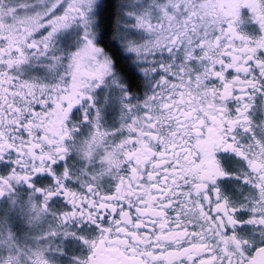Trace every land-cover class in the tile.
<instances>
[{
	"label": "snow or ice",
	"instance_id": "1",
	"mask_svg": "<svg viewBox=\"0 0 264 264\" xmlns=\"http://www.w3.org/2000/svg\"><path fill=\"white\" fill-rule=\"evenodd\" d=\"M0 264H264V0H0Z\"/></svg>",
	"mask_w": 264,
	"mask_h": 264
}]
</instances>
